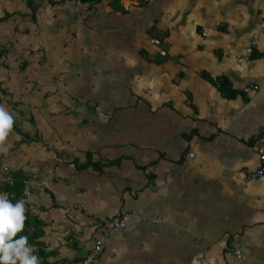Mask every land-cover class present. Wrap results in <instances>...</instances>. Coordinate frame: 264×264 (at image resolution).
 <instances>
[{
  "label": "crops",
  "instance_id": "0c3cea01",
  "mask_svg": "<svg viewBox=\"0 0 264 264\" xmlns=\"http://www.w3.org/2000/svg\"><path fill=\"white\" fill-rule=\"evenodd\" d=\"M56 2L36 0L33 20L26 0H0V16L14 14L0 39L43 37L52 59L53 84L41 85L53 92L32 111L35 126L14 123L33 139L13 126L0 152V176L28 177L25 207L43 221L50 259L82 264L113 217L137 210L107 239L100 264H261L264 0ZM29 21L40 33L29 35ZM25 60H0L4 87Z\"/></svg>",
  "mask_w": 264,
  "mask_h": 264
},
{
  "label": "rangeland",
  "instance_id": "374dc122",
  "mask_svg": "<svg viewBox=\"0 0 264 264\" xmlns=\"http://www.w3.org/2000/svg\"><path fill=\"white\" fill-rule=\"evenodd\" d=\"M16 7V6H15ZM15 10V9H14ZM36 22H28V32L29 35L32 36V34H37L38 32L40 33L41 30V26L42 25H37L35 26ZM1 25V24H0ZM7 25V27H5ZM3 26V30L6 29H11L12 33H14L13 27L11 25L8 26V24H6ZM24 24H22L23 26ZM20 28V23H18L16 25V28ZM6 28V29H5ZM24 32V30H23ZM18 34H14L13 36H15L14 38L12 37L11 40L13 39V41L10 42L13 43V45H10V43L7 41V38L2 37L0 39V50H7V47L11 48V49H16L18 55H16V57H10V55L7 53L4 54V56H0V60H5L8 65H10L11 63L14 66H19L20 62L22 60H25V58L28 57L29 61V66L27 67L26 72H22L21 74H18V72H16L11 81H10V92L3 96V101L0 103V105H3L9 112L10 114L13 116V124L17 121L18 124L26 126L27 128L31 126H35L36 120L34 118L33 121V110L38 107L40 104L42 105L43 103H40L41 100L43 99V92H49V88H51L50 90L53 92L52 87L49 84H53V82L50 80L46 81L48 79H53L52 78V72H51V63H52V59L50 57V60L46 61V59L44 58V54L42 53V50L40 49V46L42 47V45L45 47L46 46V39L42 37V40L37 41L36 37H30V41L28 44H24V38H22L21 42L17 41L14 42L16 40V36ZM52 42H56V40L52 41ZM65 44H68V41H63ZM58 43V42H57ZM56 43H53V45L55 46ZM80 44L81 47H83V43L79 42L77 45L73 44V50L74 48H80ZM59 45V44H58ZM41 50V51H40ZM67 52L69 51V48L65 49ZM51 53H47V55H50ZM48 58V57H47ZM37 64H40L37 66ZM46 64V65H44ZM33 65H36L37 67L32 68ZM4 68V67H3ZM48 69H50V72L48 73ZM24 71V70H21ZM44 76V77H43ZM1 74H0V78H1ZM24 78V79H22ZM59 78L57 77V75L54 77V79ZM20 79H22L21 81L23 83H27L28 81L30 82L27 89H20L19 86H17V84H20ZM46 79V80H45ZM41 81H46L49 84H46L48 89H46V86H44V90H43V86L41 85ZM66 91V92H65ZM63 90L61 92V94H63L64 96L69 94L68 90ZM51 92L50 96H53ZM68 93V94H67ZM50 94V93H48ZM49 96V97H50ZM75 96V95H74ZM79 97L81 99V101H79V107L81 108H85L84 107V97H85V93H83L80 96H76ZM70 98V97H69ZM75 98V97H74ZM65 106V105H64ZM67 105L65 106V110L67 109ZM71 111H76L75 106L73 105L71 108ZM73 109V110H72ZM33 111V112H32ZM83 112V110L78 111ZM25 119H24V118ZM14 126V125H13ZM15 128V127H14ZM14 129L12 128V131Z\"/></svg>",
  "mask_w": 264,
  "mask_h": 264
},
{
  "label": "clouds",
  "instance_id": "9594fccd",
  "mask_svg": "<svg viewBox=\"0 0 264 264\" xmlns=\"http://www.w3.org/2000/svg\"><path fill=\"white\" fill-rule=\"evenodd\" d=\"M13 128V116L0 105V152L6 153L10 142L7 140ZM25 202L13 204L7 193H0V262L2 264H40L37 255H30L33 245L26 246L28 237L21 235L13 240L17 232L24 229Z\"/></svg>",
  "mask_w": 264,
  "mask_h": 264
},
{
  "label": "trees",
  "instance_id": "16d2710c",
  "mask_svg": "<svg viewBox=\"0 0 264 264\" xmlns=\"http://www.w3.org/2000/svg\"><path fill=\"white\" fill-rule=\"evenodd\" d=\"M28 5L32 9V13L30 16L33 20L36 19L35 14L38 11V6L36 4V0H26ZM57 0H49L51 4H55ZM81 2H89L94 3L99 0H77ZM14 14L12 12H5L4 15L0 16V23L8 20ZM5 53V50H0V56ZM28 61H24L22 63V68H25L28 65ZM10 92L9 88L3 86V83L0 81V103L2 101L3 96L7 95ZM15 129L18 132H22L20 127L13 124ZM25 141L31 140L28 134L23 133ZM83 165V164H81ZM27 175L22 170H12L7 169L0 176V193H7L8 199L15 204L20 199H25V191H26V183H27ZM25 216L26 219L24 221V229L21 232H17L13 237V240L19 238L21 235H26L28 237V241L26 246L33 245L34 248L30 252V255H37L40 264H64L62 261L56 260L52 261L50 257L53 255V252L47 250L46 245L44 243V229H43V221L39 218V216L34 213L29 207H25ZM2 255V253H0ZM2 264V262H0ZM19 264V261H17Z\"/></svg>",
  "mask_w": 264,
  "mask_h": 264
},
{
  "label": "built area",
  "instance_id": "2783aa9c",
  "mask_svg": "<svg viewBox=\"0 0 264 264\" xmlns=\"http://www.w3.org/2000/svg\"><path fill=\"white\" fill-rule=\"evenodd\" d=\"M261 27H264V21L260 25ZM224 37H227V34H224ZM258 34H255L253 36V39L251 41V46L248 48V54H250L253 50L254 44L258 41ZM154 42H159L158 39H154ZM247 57V56H246ZM243 58H240L241 61ZM252 86L247 87L248 90H250ZM256 150L259 157V166L255 170L254 175L264 178V130L259 135V139L257 142ZM195 156V153L193 151H189L186 154V158H192ZM141 217V214L137 210H128L124 211L121 214L113 217L101 230V234H99L94 241V244L92 245L91 249L87 252V254L82 259V264H100V258L102 256V253L106 249V243L107 239H110V237L116 235L117 233L121 232L131 220H136ZM152 221L157 224H165L167 220H165L162 217H153ZM234 253L241 256V250L239 248L234 249ZM261 264H264V258L261 261Z\"/></svg>",
  "mask_w": 264,
  "mask_h": 264
}]
</instances>
